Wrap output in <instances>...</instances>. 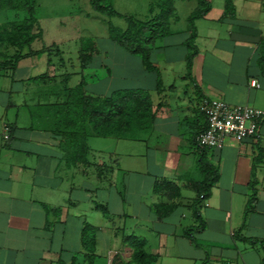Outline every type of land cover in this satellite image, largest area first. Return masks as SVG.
<instances>
[{
	"label": "crops",
	"instance_id": "obj_1",
	"mask_svg": "<svg viewBox=\"0 0 264 264\" xmlns=\"http://www.w3.org/2000/svg\"><path fill=\"white\" fill-rule=\"evenodd\" d=\"M185 1H173L171 32L147 53L110 33L106 47L82 40L69 58L34 42L14 74H0V264H264V117L242 142L196 139L206 101L264 111V0H210L192 46L197 1L182 25ZM81 86L147 93L150 127L133 139L89 133L87 162L69 165L55 102Z\"/></svg>",
	"mask_w": 264,
	"mask_h": 264
},
{
	"label": "trees",
	"instance_id": "obj_2",
	"mask_svg": "<svg viewBox=\"0 0 264 264\" xmlns=\"http://www.w3.org/2000/svg\"><path fill=\"white\" fill-rule=\"evenodd\" d=\"M154 1L156 6L151 3V15L145 20L135 17L126 18L128 26L119 36H121V43L127 49L143 50L147 53L145 47L147 41L156 36L163 37L171 32L169 27H166L165 20L171 17L174 0ZM195 1L197 6L188 17L191 35L187 43L190 46L197 35L195 21L205 17L211 10L210 0ZM231 1L227 0L229 7ZM92 4L99 14L110 17L120 15L114 9V0H92ZM154 7L157 9L155 14ZM37 13L36 0H0V45L4 48L11 47L14 51L11 53L0 49L1 75L14 74L21 58L28 55L32 44L42 36ZM110 34L115 37L114 34ZM193 55L194 52L188 57L189 68ZM143 57L148 58L147 54ZM55 115L58 118L55 130L63 140L61 147L65 151V160L69 165L75 166L84 165L87 162L89 133L103 137L133 139L150 127L153 118L150 96L145 92H133V95L127 92L115 93L101 97L86 92L82 86L71 91L64 101L55 102ZM199 167L207 170L205 158H200ZM210 185L208 184L209 187ZM207 193L208 189L202 195ZM195 212L196 216L200 217L198 210Z\"/></svg>",
	"mask_w": 264,
	"mask_h": 264
},
{
	"label": "rangeland",
	"instance_id": "obj_3",
	"mask_svg": "<svg viewBox=\"0 0 264 264\" xmlns=\"http://www.w3.org/2000/svg\"><path fill=\"white\" fill-rule=\"evenodd\" d=\"M150 2L154 5L156 3L154 0H114V9L120 15L110 17L99 14L90 0H36L42 36L35 41V46L52 51L53 58L57 48L64 51L66 58L72 57L71 54L75 52L77 43L82 40L87 44L90 39L95 40V47L100 50L109 43V33L119 35L123 28H127L126 18L135 17L141 20L148 18ZM185 2L179 13L182 25L190 4L187 0ZM101 4L104 5V2L101 1ZM59 18L63 19L62 22L55 25V20ZM110 28L113 29L112 32ZM55 42L58 44L56 48ZM0 49L14 52L11 47L4 48L3 45H0ZM69 68L73 71L71 65ZM92 143L95 146L107 147L109 144L112 145L113 141L96 139Z\"/></svg>",
	"mask_w": 264,
	"mask_h": 264
},
{
	"label": "built area",
	"instance_id": "obj_4",
	"mask_svg": "<svg viewBox=\"0 0 264 264\" xmlns=\"http://www.w3.org/2000/svg\"><path fill=\"white\" fill-rule=\"evenodd\" d=\"M251 86L260 87V84L257 80H252ZM202 110L207 126L196 139L204 148H222L231 137L238 142L255 137L264 117V111L260 109L248 105L230 106L219 99L204 102Z\"/></svg>",
	"mask_w": 264,
	"mask_h": 264
}]
</instances>
